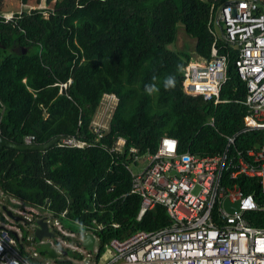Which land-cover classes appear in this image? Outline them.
<instances>
[{
	"label": "trees",
	"instance_id": "1",
	"mask_svg": "<svg viewBox=\"0 0 264 264\" xmlns=\"http://www.w3.org/2000/svg\"><path fill=\"white\" fill-rule=\"evenodd\" d=\"M225 1L45 0L48 8L24 9L9 21L0 15V136L16 145L26 136H33L35 144L58 136L88 144L81 149L54 145L44 153L1 149L0 188L24 204L48 200L53 212L67 209L69 218L83 224L92 219L117 222L119 229L98 233L100 250L111 239L169 226L163 207L136 221L139 198H119L130 190L123 162L130 148L138 155L154 152L163 137L176 139L180 152L215 155L225 147L220 135L232 136L242 128L246 85L229 46L221 51L228 55L221 103L189 96L182 88L185 65L210 57V9ZM180 27L193 41L191 51L168 49ZM170 75L175 86L166 89ZM147 85L158 91L149 95ZM104 93L119 101L108 132L95 142L90 123ZM210 117L214 128L206 125ZM263 135H240L236 148H251ZM120 137L124 153L116 156L108 149ZM235 183L264 208V192L255 179L240 176ZM93 204L107 206L93 212ZM245 219L264 228V211L248 212ZM38 251L55 256L46 248Z\"/></svg>",
	"mask_w": 264,
	"mask_h": 264
},
{
	"label": "built area",
	"instance_id": "2",
	"mask_svg": "<svg viewBox=\"0 0 264 264\" xmlns=\"http://www.w3.org/2000/svg\"><path fill=\"white\" fill-rule=\"evenodd\" d=\"M3 18L9 21L12 15ZM207 27L213 37L210 57L185 65L183 91L192 97L213 98L214 105L221 103L219 94L227 80L228 57L221 51L229 46L237 54L238 77L246 85V96L240 102L246 109L242 128L232 136L220 135L225 141L222 153L198 156L180 152L176 139L163 137L154 152L138 155L135 148H130L123 162L130 176V190L119 198H139L136 221L156 206L163 207L169 226L138 231L123 240L111 239L100 250L98 233L106 228L119 229L117 222L92 219L89 225L83 224L69 218L67 209L53 212L48 200L41 205L24 204L0 188V264H264V228L252 226L245 219L248 212L264 208L235 183L240 176L255 179L264 192V135L251 148H236L238 136L264 134V0H227L213 5ZM69 83L59 84L60 89H66ZM118 101L112 93L102 95L90 123L95 142L108 132ZM206 125L214 128V117ZM34 141L33 136H26L23 144L32 145ZM56 146L81 149L88 144L69 138ZM124 146L120 137L108 151L122 156ZM225 199L238 201V212L228 213L222 205ZM12 202H16L13 213ZM106 206L93 204V212ZM62 219L84 232L65 229L59 221ZM38 222L45 223L52 234L50 239L57 247L54 257L41 256L38 251L43 240H35ZM86 235L93 238L91 250L82 244Z\"/></svg>",
	"mask_w": 264,
	"mask_h": 264
},
{
	"label": "rangeland",
	"instance_id": "3",
	"mask_svg": "<svg viewBox=\"0 0 264 264\" xmlns=\"http://www.w3.org/2000/svg\"><path fill=\"white\" fill-rule=\"evenodd\" d=\"M52 3L53 2H51V5H52ZM46 7L47 6L45 5V0H28L26 4H22L20 0H0V15L8 17V16H11L13 14L19 13L24 9H26V10L45 9ZM43 15H46V14H43ZM192 43H193L192 39L189 38L185 34L183 28L180 27L178 29V32H177L176 42L173 43L172 45H169L168 49H170L171 51H177V52L180 50L185 51V50L189 49V46H191ZM190 49H192V47ZM190 49H189V51H191ZM138 170H134V171H138ZM15 205H16V202H12V206H13V208L11 209L12 213H13L14 209H16ZM59 221H60V224L65 229H69V230H72L74 232L83 231V229L81 227H78L77 225L70 223L65 219H62ZM95 240L96 241H95L94 248H97V246H98V244L96 243L97 239L95 238ZM38 247H41V248L50 247V249L53 250V251H51V253H54L57 251V247L55 245L54 240L50 239V238H43L42 243Z\"/></svg>",
	"mask_w": 264,
	"mask_h": 264
},
{
	"label": "water",
	"instance_id": "4",
	"mask_svg": "<svg viewBox=\"0 0 264 264\" xmlns=\"http://www.w3.org/2000/svg\"><path fill=\"white\" fill-rule=\"evenodd\" d=\"M69 138L68 137H62L58 136L55 137L48 142L44 144H32V145H16L0 136V150L4 148H11V149H16V150H24V151H37V152H46L49 149H51L54 145H56L60 141H67ZM223 208L228 212V213H233V212H238L239 209V202L236 201L234 203H230L227 199L223 201ZM10 217L14 218L16 221L18 218L13 217L9 213ZM38 227L39 229L35 233V240L37 242H40L41 239L43 238H51L52 234L48 232L47 226L45 223L38 222ZM83 246L87 248L88 250H91L92 244H93V238L90 235H86L84 240H83Z\"/></svg>",
	"mask_w": 264,
	"mask_h": 264
},
{
	"label": "clouds",
	"instance_id": "5",
	"mask_svg": "<svg viewBox=\"0 0 264 264\" xmlns=\"http://www.w3.org/2000/svg\"><path fill=\"white\" fill-rule=\"evenodd\" d=\"M155 79V78H154ZM164 86L166 89L172 88L175 86V77L174 76H168L164 80ZM146 92L151 95L152 93L158 91L157 88H155L153 85H147L145 88Z\"/></svg>",
	"mask_w": 264,
	"mask_h": 264
},
{
	"label": "snow or ice",
	"instance_id": "6",
	"mask_svg": "<svg viewBox=\"0 0 264 264\" xmlns=\"http://www.w3.org/2000/svg\"><path fill=\"white\" fill-rule=\"evenodd\" d=\"M171 150V149H170ZM246 206H250V205H246Z\"/></svg>",
	"mask_w": 264,
	"mask_h": 264
}]
</instances>
